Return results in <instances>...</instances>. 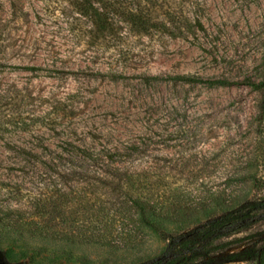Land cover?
I'll return each mask as SVG.
<instances>
[{
  "label": "rangeland",
  "instance_id": "1",
  "mask_svg": "<svg viewBox=\"0 0 264 264\" xmlns=\"http://www.w3.org/2000/svg\"><path fill=\"white\" fill-rule=\"evenodd\" d=\"M263 71L264 0H0L6 263L164 258L168 240L141 221L128 180L144 197L153 184L146 195L158 208L186 212L165 224L176 238L204 221V207L264 197L244 179L259 172L249 166L262 95L249 82ZM158 75L230 82L144 81ZM251 232L264 237V222L230 239ZM256 242L210 263L255 264L228 256Z\"/></svg>",
  "mask_w": 264,
  "mask_h": 264
},
{
  "label": "trees",
  "instance_id": "2",
  "mask_svg": "<svg viewBox=\"0 0 264 264\" xmlns=\"http://www.w3.org/2000/svg\"><path fill=\"white\" fill-rule=\"evenodd\" d=\"M142 26V25H141ZM182 81L187 83H206L209 86L229 83L228 80L204 79L202 77L177 75V76H149L145 77L147 83L153 81ZM252 87L258 90L261 95L260 114H259V137L261 139L259 153L250 163V169H256L261 174H249L243 176L244 179H251L257 187L264 188V71L259 81H250ZM85 158H94V153L90 149L78 148ZM113 161L115 157L121 155L120 152L106 154ZM135 182V181H134ZM128 186H134L138 190L137 196H130L131 202L141 221L149 228L154 229L165 240H168L167 251L164 258L157 259L150 264H211L210 257L219 253L228 251L233 247L242 245L247 241L257 239L253 246L235 252L228 256V261H255V264H264V237L262 232H251L243 237H236L240 233L250 232L258 224L264 222V197L246 200L238 205L228 203H216L214 208L204 207L196 212L199 215L202 211L205 213L203 222L189 229L179 238L164 231L166 223L181 221L182 217H187L186 212L177 208L163 206L158 208L146 193L155 192L153 184H147L144 189L145 197L142 196L144 186L137 182L130 183ZM135 185H137L135 187ZM115 188L122 187L119 182H114ZM146 190V192H145ZM173 209V210H172ZM1 221V220H0ZM234 237L230 239L232 236ZM262 237V238H261ZM168 256V258H166ZM201 262V263H200ZM3 255L0 253V264H5Z\"/></svg>",
  "mask_w": 264,
  "mask_h": 264
},
{
  "label": "water",
  "instance_id": "3",
  "mask_svg": "<svg viewBox=\"0 0 264 264\" xmlns=\"http://www.w3.org/2000/svg\"><path fill=\"white\" fill-rule=\"evenodd\" d=\"M5 264H7V263H5Z\"/></svg>",
  "mask_w": 264,
  "mask_h": 264
}]
</instances>
